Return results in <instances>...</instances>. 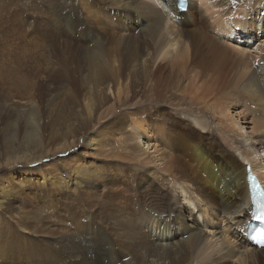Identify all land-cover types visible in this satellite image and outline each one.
<instances>
[{
	"label": "bare ground",
	"instance_id": "1",
	"mask_svg": "<svg viewBox=\"0 0 264 264\" xmlns=\"http://www.w3.org/2000/svg\"><path fill=\"white\" fill-rule=\"evenodd\" d=\"M35 1L23 7L43 9ZM46 1L52 13L21 10L17 24L53 30L40 44L67 45L75 67L86 72L85 129L51 146L29 104L27 145L0 157V170L8 173L0 184V216L24 189L70 195L76 207L66 229L43 238L52 264H264V248L247 241L256 216L245 169L264 185V39L254 54L229 53L216 39L223 8L212 11L217 37L194 27L205 0H187L184 12L176 0ZM242 4L253 32L261 30L264 0ZM258 7L263 18L255 15ZM49 15L54 26L43 22ZM41 57L51 62L50 54ZM10 129L15 139L19 129L14 123ZM111 198L117 203L101 212ZM47 209L10 217L28 232L47 219ZM91 239L110 246L107 257L102 248L99 260L87 255L81 244Z\"/></svg>",
	"mask_w": 264,
	"mask_h": 264
},
{
	"label": "rangeland",
	"instance_id": "2",
	"mask_svg": "<svg viewBox=\"0 0 264 264\" xmlns=\"http://www.w3.org/2000/svg\"><path fill=\"white\" fill-rule=\"evenodd\" d=\"M26 1L30 0L0 1L2 3L0 9L4 4L5 8L3 9H6V19H0V25H2L0 28V157L13 148L27 145V139L24 136L28 130H26L27 127L24 130V120L31 112L32 107L29 104L32 102H34L35 110L38 111L45 125L44 139L51 146L62 142L64 137H69L74 131L79 133L85 129L83 94L86 92L87 85L86 72L75 67L72 60L76 57L72 55L67 45L53 42L51 46L46 47L40 44V36L46 35L45 40H49L53 35V30L46 31L41 27L30 30L27 28L28 20H25L23 24H17L22 16L19 13L21 10H26V14H30L33 10L31 5L23 7V3ZM41 1L43 9L39 6L33 11L39 15L52 13L48 7L50 4L46 0ZM196 1L199 3V0ZM221 1L205 0V4L198 12L199 15L197 14V23L194 27L201 28V33L205 34L207 38H210V35L217 37L218 34L215 32L213 24L216 17L213 16V12L223 8L225 18L221 25L222 37L218 36L216 39L223 40L222 45L228 49L229 53H237L244 49L254 54L256 51L254 45L257 40L264 39L262 32L264 31V21L261 23L263 28L253 32L252 26L249 24V7L245 6L244 11L239 6L246 0H234L236 3L229 4V7L221 4ZM36 2L40 4V0H36ZM257 9L259 12H256L255 15L258 18H263L261 7ZM52 15L44 18L45 25L54 26L56 24ZM7 16L9 17L7 18ZM8 20H11L10 23ZM5 21L8 22L5 24ZM45 54H50L51 62L44 61L45 58L41 56ZM228 65L231 66V64ZM228 79L230 78L226 77V83ZM175 95H173V99L178 98ZM170 97L172 99L171 93ZM13 99L18 101L13 103ZM231 109L232 114L236 112L233 108ZM17 112L21 114V118L17 117ZM204 116L206 120L211 119L209 113H204ZM11 118H16V121L19 120V122L11 120ZM13 123L19 129L15 139L12 138L10 129ZM0 175V184L2 185L4 178L8 177V173L2 169ZM69 196L56 195L52 189L45 190L43 188L21 191L17 200L10 204L7 212L0 216V264H52L51 252L49 253V249L43 244V238L56 237L59 232L66 229L76 207V203ZM114 203H117V200L112 198L107 200L100 211L108 213L110 205ZM89 206L92 207V202L89 203ZM35 207H44L45 209L49 207L47 219L31 224L29 231L24 232L14 223L10 214L30 209H33L32 213L35 214ZM241 231L244 235L245 232ZM91 241V243L81 244L89 257L95 259L97 257L95 254L101 248L100 256L103 258L108 256L109 245L107 246L101 241L94 242L92 239Z\"/></svg>",
	"mask_w": 264,
	"mask_h": 264
},
{
	"label": "snow or ice",
	"instance_id": "3",
	"mask_svg": "<svg viewBox=\"0 0 264 264\" xmlns=\"http://www.w3.org/2000/svg\"><path fill=\"white\" fill-rule=\"evenodd\" d=\"M181 3H183V0H181Z\"/></svg>",
	"mask_w": 264,
	"mask_h": 264
}]
</instances>
